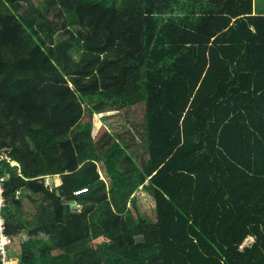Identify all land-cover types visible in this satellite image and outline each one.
<instances>
[{
  "label": "trees",
  "instance_id": "1",
  "mask_svg": "<svg viewBox=\"0 0 264 264\" xmlns=\"http://www.w3.org/2000/svg\"><path fill=\"white\" fill-rule=\"evenodd\" d=\"M137 105L133 135L104 129ZM0 148L21 171L4 164L18 264H264V16L252 0H0Z\"/></svg>",
  "mask_w": 264,
  "mask_h": 264
},
{
  "label": "rangeland",
  "instance_id": "2",
  "mask_svg": "<svg viewBox=\"0 0 264 264\" xmlns=\"http://www.w3.org/2000/svg\"><path fill=\"white\" fill-rule=\"evenodd\" d=\"M257 12H262V10H260L259 8L257 9ZM143 105H137L134 106L130 109L121 111L118 115L113 116L111 118H109V120H104L103 123V127L106 131L112 133L115 138H118L119 136L124 135L125 133H128V131L130 133H134V130L132 129V126L137 124L136 126H139L142 122H143ZM134 142H135V148L133 150V156H134V160L140 164V162L142 161V158H145L146 156L144 155L145 152L143 151V146L142 143L139 140V137L137 138L135 135L133 137ZM138 154V156H137ZM99 171L101 174L102 178H105L104 172H103V168L101 167V165H99ZM54 183L56 186H58L60 184V177L57 176L54 178ZM49 182V180H48ZM48 185L50 183H47ZM134 202L136 204L137 207V211H134L132 208V204L130 205V209L133 213V215L136 217L138 216L139 218H142L148 222H150L152 220L153 217V211L151 206L149 205V203H147V201L145 200V198L142 197L140 192H137L134 196ZM27 203V202H26ZM28 203L25 205V207L28 208ZM31 211V210H30ZM26 239L25 236H19L18 237V245H20V243L22 241H24ZM17 245L12 246V249L16 250ZM10 264H18L19 263V259L18 258H11L9 260Z\"/></svg>",
  "mask_w": 264,
  "mask_h": 264
},
{
  "label": "built area",
  "instance_id": "3",
  "mask_svg": "<svg viewBox=\"0 0 264 264\" xmlns=\"http://www.w3.org/2000/svg\"><path fill=\"white\" fill-rule=\"evenodd\" d=\"M10 154V149L0 148V169H3V171L0 173V256L2 264H10L9 260L11 258H16L15 255L10 254V249H12V246H14L13 237L6 233V224L2 215L5 197L4 183L8 178V173L4 171V164L9 163L10 165L18 166V172H21L19 164L11 159ZM48 180L46 183H50V180L49 182Z\"/></svg>",
  "mask_w": 264,
  "mask_h": 264
},
{
  "label": "crops",
  "instance_id": "4",
  "mask_svg": "<svg viewBox=\"0 0 264 264\" xmlns=\"http://www.w3.org/2000/svg\"><path fill=\"white\" fill-rule=\"evenodd\" d=\"M253 13L255 15L264 16V0H252ZM262 10V12H257V9Z\"/></svg>",
  "mask_w": 264,
  "mask_h": 264
},
{
  "label": "water",
  "instance_id": "5",
  "mask_svg": "<svg viewBox=\"0 0 264 264\" xmlns=\"http://www.w3.org/2000/svg\"><path fill=\"white\" fill-rule=\"evenodd\" d=\"M50 186H51L52 189L56 187L53 180H50Z\"/></svg>",
  "mask_w": 264,
  "mask_h": 264
},
{
  "label": "clouds",
  "instance_id": "6",
  "mask_svg": "<svg viewBox=\"0 0 264 264\" xmlns=\"http://www.w3.org/2000/svg\"><path fill=\"white\" fill-rule=\"evenodd\" d=\"M55 182V181H54ZM56 186V185H55Z\"/></svg>",
  "mask_w": 264,
  "mask_h": 264
}]
</instances>
